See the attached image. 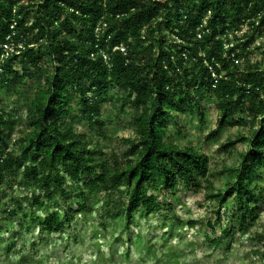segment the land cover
I'll return each mask as SVG.
<instances>
[{"label":"trees","instance_id":"16d2710c","mask_svg":"<svg viewBox=\"0 0 264 264\" xmlns=\"http://www.w3.org/2000/svg\"><path fill=\"white\" fill-rule=\"evenodd\" d=\"M262 36L264 0H0V91L21 98L24 109L19 116L0 107V221L7 224L0 233L36 246L23 231L64 235L77 216L93 213L105 227L120 217L129 230L136 214L145 218L163 205L173 211L166 198L199 189L218 205L207 223L212 231L227 239L237 233L220 210L231 197L238 228L254 225V206L264 201L257 183L264 171V41L253 47ZM115 88L120 108L138 111L123 156H109L99 142L109 138L102 104ZM206 92L219 101L221 123L234 121L237 110L253 119L249 135L236 139L249 148L224 191L213 189L208 156L173 142L165 129L168 116L199 109ZM165 220L173 229L177 218ZM17 245L4 254H18Z\"/></svg>","mask_w":264,"mask_h":264},{"label":"rangeland","instance_id":"374dc122","mask_svg":"<svg viewBox=\"0 0 264 264\" xmlns=\"http://www.w3.org/2000/svg\"><path fill=\"white\" fill-rule=\"evenodd\" d=\"M248 30L249 27L246 26L240 35ZM263 41L264 36L258 37L253 47L259 46ZM258 59L259 53L254 50L251 61L256 62ZM45 66V74L52 72L51 65ZM31 84L32 87L36 86V83ZM111 96L102 104V127L109 138H100L99 142L109 156H123L128 150L125 140L133 139L136 135L132 120L138 111L129 106L120 108L118 88L112 90ZM16 97L12 93L0 91V107H6L8 111L14 109L19 116H23L24 109L19 103L22 99ZM199 103V109L168 116V127L165 129L173 142L192 145L208 156L209 167L213 172V189L224 191L225 185L232 180L233 170L239 168L240 153L249 148L247 141L239 143L236 139L241 135H249L253 119L248 112L237 110L233 115L234 121L226 120L221 123L219 101L213 93L206 92ZM76 126L82 129L88 127V124L76 123ZM89 128L98 131L95 126ZM18 135L15 133L14 139ZM234 142V148L224 149ZM257 183L263 188L264 194V171ZM2 190L7 194L11 193L10 196L14 194L4 186ZM204 194L205 191L199 189L197 193L187 194L183 191L177 196L170 195L166 199L172 202L173 211H166L167 207L163 205V212L149 214L145 218L136 214L137 223L129 230L123 227L125 222L120 217L108 219L109 225L105 227V219L99 213H93L92 217L84 220L77 216L64 235H41L35 227L30 231H23L24 237L34 238L36 246L32 242L24 244L18 236L12 237L11 234L2 233V230L0 238L3 237L4 241L0 245V264H264V241L258 238L259 235H264V201H259L254 206L259 210V218L254 221L255 224L239 229L236 224V201L233 197L229 199L228 204L220 210L224 219L228 218L238 231L231 239H227L219 229L214 232L208 227V221L215 218L218 205L207 200ZM164 201L165 199L162 200ZM170 216L177 218L173 221V229H170L165 220ZM189 220H195L199 224L195 228L179 226V221ZM1 226L5 229V220L0 221ZM140 235L143 237L142 245L136 247L134 242ZM206 235L211 237V241ZM14 242L18 244L19 253L4 254L5 248ZM148 245L153 253L148 252Z\"/></svg>","mask_w":264,"mask_h":264},{"label":"built area","instance_id":"2783aa9c","mask_svg":"<svg viewBox=\"0 0 264 264\" xmlns=\"http://www.w3.org/2000/svg\"><path fill=\"white\" fill-rule=\"evenodd\" d=\"M122 51H125V49H124V48H122Z\"/></svg>","mask_w":264,"mask_h":264}]
</instances>
